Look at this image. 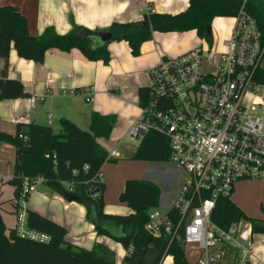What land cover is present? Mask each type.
Instances as JSON below:
<instances>
[{"label":"trees","instance_id":"obj_1","mask_svg":"<svg viewBox=\"0 0 264 264\" xmlns=\"http://www.w3.org/2000/svg\"><path fill=\"white\" fill-rule=\"evenodd\" d=\"M241 8V0H190L188 7L179 13L150 11L144 14L142 21L114 22L106 30L75 26L69 33L61 34L48 27L41 35L34 36L29 32L24 14L14 7L0 5V58L4 60L0 67V99L30 96L23 82L8 74L12 42L21 57L39 63L43 62L48 50L69 52L76 48L89 60L108 64L110 41H128L133 55L139 56L143 43L152 39L154 31L196 30L212 47L213 34H209L208 27L213 20L235 16ZM245 9L256 18L264 35V0H248ZM107 33L111 34V39L104 41ZM257 78L264 84V68L259 70ZM139 97L140 103H145L150 97L149 87H140ZM115 122V115L93 111L88 129L63 118L58 132L50 125L35 122L18 123L14 134L0 131V141L16 147L14 175L10 179L16 187V198L20 197L24 177L42 176L48 187L86 206L88 218L99 235L110 236L129 250L125 258L127 264H160L165 255H172L175 264H191L182 237L171 239L168 234L155 237L145 229L149 211L160 204L161 190L156 183L128 179L120 200L134 212L121 215L105 211L106 185L97 180L96 175L107 160L117 159L108 156L98 138H109ZM170 155L169 139L160 133L148 132L140 141L134 159L166 162ZM66 183L71 186L66 188ZM16 205L18 207V202ZM243 216L245 212L231 197H221L212 217L216 223L228 226ZM251 220L254 233H264V222ZM27 224L48 233L51 240L38 242L21 236L16 228L8 231L0 213V264H117L116 253L109 246L101 242L90 249L75 245L66 240L68 229L64 225L31 208H27ZM118 227L123 228L120 235L114 234L113 229Z\"/></svg>","mask_w":264,"mask_h":264},{"label":"crops","instance_id":"obj_2","mask_svg":"<svg viewBox=\"0 0 264 264\" xmlns=\"http://www.w3.org/2000/svg\"><path fill=\"white\" fill-rule=\"evenodd\" d=\"M189 1L0 0V5L14 7L24 14L28 20L30 34L38 36L48 27L61 34L69 33L75 26L106 30L114 22L142 21L144 14L150 11L179 13L188 7ZM234 21L233 16L216 17L213 20V40L214 43L220 42L222 50ZM185 32L190 33L182 35L184 32L154 31L152 39L143 43L139 56L133 55L128 41H110L108 48L111 58L108 64L100 60H89L76 48L69 52L58 49L48 50L43 62L39 63L21 57L12 42L8 74L10 78L21 80L30 96L0 99V131L14 134L18 123L29 122L57 125L60 131L63 118L74 121L83 129H88L93 111L115 115L116 122L110 137L98 138V142L108 152V156L117 159V161L107 160L101 170L102 181L105 179L107 182L104 181L105 185L113 183L116 175L115 167L120 166L122 160L134 159L137 147L130 146L126 152H123L121 147L124 146V140L129 137L128 132L135 123L137 115L140 114L139 88L150 86L151 69L164 59H173L199 48L195 45H187L184 41L186 34L201 38L197 31ZM3 65L4 60L0 58V67ZM90 87L93 88L92 100L87 101L86 96ZM31 97H36L34 104L31 102ZM260 110H262L260 114L264 116V104L261 105ZM15 157L16 147L11 143L0 141V213L8 231L17 227V213L20 210V206L16 205V187L10 183L14 175ZM134 170L128 173V177L130 179L144 177L142 180L156 183L161 190L159 206H168L170 209L179 192L177 179L182 169L170 161L141 160L137 168L138 173L135 174ZM127 180L122 182L119 179L116 191L120 194ZM240 184L242 186L239 194L245 191L247 200L243 202L238 197L235 201L231 198L232 201L244 212L258 209L264 211V180L244 181ZM36 186H38L36 190L27 199L26 209L31 208L64 225L68 229L66 240L69 242L88 249L93 248L98 242L104 243L115 251L117 264H127L125 258L129 250L112 237L97 233L95 225L88 219L84 204L67 200L62 193L48 187L44 181H39ZM70 186L68 183L65 184L66 188ZM104 200L107 213L129 215L134 212L127 203L120 199L117 201L113 195L110 196L107 187ZM113 230L116 235L123 232L122 227ZM253 241L250 264H264V233H254ZM194 251L196 252L194 258L189 254L190 252L186 253L191 264H195L198 255V250ZM160 264H175L173 256L167 255Z\"/></svg>","mask_w":264,"mask_h":264},{"label":"built area","instance_id":"obj_3","mask_svg":"<svg viewBox=\"0 0 264 264\" xmlns=\"http://www.w3.org/2000/svg\"><path fill=\"white\" fill-rule=\"evenodd\" d=\"M241 1L219 52L217 69L203 70L213 46L162 60L150 71V97L141 104V113L128 132L135 141L148 132L165 135L169 161L186 172L169 211L150 210L145 229L155 237H182L186 253L188 246L198 250L195 264H250L253 255L250 218L243 216L222 226L212 217L219 198L231 197L235 182L264 180V116L259 112L264 84L257 78L264 68V35L245 9L248 0ZM92 92L88 88L87 101L92 100ZM35 101L31 97L32 104ZM96 179L102 180L101 172ZM39 181L44 177L23 179L16 229L23 237L49 242L48 233L27 224L25 204Z\"/></svg>","mask_w":264,"mask_h":264},{"label":"rangeland","instance_id":"obj_4","mask_svg":"<svg viewBox=\"0 0 264 264\" xmlns=\"http://www.w3.org/2000/svg\"><path fill=\"white\" fill-rule=\"evenodd\" d=\"M231 19L229 18V23ZM190 33V32H184L182 33ZM185 43L188 45H195L196 47H203V48H207V46H209V44L206 42L205 39L202 38H197V36H193L190 34H186V39L184 40ZM217 42V44H216ZM215 43L213 42V50L215 51H211L208 54V58L205 59L204 61V72L206 73H211L214 72L217 67H218V62H219V52L222 51V48L220 46V42L216 41ZM218 45V47H217ZM194 47V48H196ZM151 83V81H150ZM151 85V84H149ZM256 106V105H255ZM140 109V108H139ZM262 110H259L260 113ZM141 113V110H140ZM140 115V114H139ZM137 115V116H139ZM117 117V116H116ZM138 118V117H137ZM53 129L55 132L58 131V126L57 125H52ZM140 141L137 140H132L130 137H126V139L124 140V146L121 147L123 150V152H126L128 147H138L139 146ZM121 151V152H122ZM114 162H111V164H113ZM141 163V160H137V159H128V160H122V162L120 163V166L115 167V171L114 173L116 175L115 176V180L113 183H108L106 184L107 190L111 195L115 196V198L117 199V201H119V192L116 191L118 190V181L119 179L122 180V182L127 179H130L128 176V173L132 171V169H135L134 172L135 174L138 173L137 168L139 167V164ZM131 168V170H130ZM158 170V169H157ZM144 176V175H143ZM186 172L182 169L178 175V179H177V183H178V191L180 190L183 182L186 179ZM131 178H135V179H144V177H140V178H136V177H131ZM104 181L106 182V180L104 179ZM244 181H260L259 179H243V180H238L237 182H235V192L232 193L231 198L235 201L236 199H239L243 202H245V200H247V196H246V192L242 191L241 194H239L240 192V187L242 186V184H240L241 182ZM107 183V182H106ZM116 183V184H115ZM38 187V186H37ZM42 187L40 186L39 189H41ZM118 192V194H117ZM121 192V191H120ZM65 197V196H64ZM66 198V197H65ZM67 199V198H66ZM68 200V199H67ZM152 210V209H151ZM158 210L162 213L165 214L169 211V207L168 206H158ZM246 216L250 219H254L256 221H262L264 222V211L262 209H258V210H249V211H245ZM89 219V218H88ZM90 220V219H89ZM91 221V220H90ZM92 222V221H91ZM93 223V222H92ZM195 249L190 248L189 246L187 247V251L190 252L189 254L193 257L196 256V252L194 251ZM194 258V257H193Z\"/></svg>","mask_w":264,"mask_h":264},{"label":"water","instance_id":"obj_5","mask_svg":"<svg viewBox=\"0 0 264 264\" xmlns=\"http://www.w3.org/2000/svg\"><path fill=\"white\" fill-rule=\"evenodd\" d=\"M208 32H209V34L212 33V26H209V27H208ZM110 39H111V34H110V33H107V34H105V35L103 36V40H104V41H107V40H110Z\"/></svg>","mask_w":264,"mask_h":264}]
</instances>
